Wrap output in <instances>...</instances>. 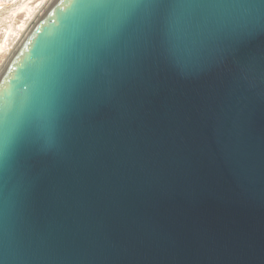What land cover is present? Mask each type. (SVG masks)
Masks as SVG:
<instances>
[{"label":"water","instance_id":"1","mask_svg":"<svg viewBox=\"0 0 264 264\" xmlns=\"http://www.w3.org/2000/svg\"><path fill=\"white\" fill-rule=\"evenodd\" d=\"M51 0L0 68V264H264V0Z\"/></svg>","mask_w":264,"mask_h":264},{"label":"rangeland","instance_id":"2","mask_svg":"<svg viewBox=\"0 0 264 264\" xmlns=\"http://www.w3.org/2000/svg\"><path fill=\"white\" fill-rule=\"evenodd\" d=\"M9 1L8 4L0 7V68L7 60L10 51L17 44V40L23 36V30L29 27L30 22L36 18V14L42 6V0ZM20 28L22 30L18 35ZM18 36H20L19 39ZM12 46L13 48L10 49Z\"/></svg>","mask_w":264,"mask_h":264},{"label":"bare ground","instance_id":"3","mask_svg":"<svg viewBox=\"0 0 264 264\" xmlns=\"http://www.w3.org/2000/svg\"><path fill=\"white\" fill-rule=\"evenodd\" d=\"M28 1H30V0H28ZM51 0H42L41 1V3H42V6H41V9L38 11V13H40L41 11H42V9L43 8H45L46 7V5L50 2ZM10 1L9 0H0V7H2L3 5H6V4H8ZM26 3H28V2H26ZM26 5V4H25ZM22 7H24V5H22ZM36 16H37V14H36ZM32 21H33V19H32ZM31 21V22H32ZM30 22V23H31ZM30 26V25H29ZM23 27V26H22ZM29 27H27L25 30H23V34L22 35H24V33H26V31H27V29H28ZM21 28H20V30H19V32H18V35H19V33L21 32ZM19 37L20 36H18V39H19ZM21 39V38H20ZM20 39L19 40H17L18 42L20 41ZM18 42H17V44H18ZM16 47V45L14 46V48ZM13 48V46L12 47H10V49H12ZM14 48L12 49V51L14 50ZM12 51H10V53L12 52ZM9 53V54H10ZM8 54V55H9Z\"/></svg>","mask_w":264,"mask_h":264},{"label":"snow or ice","instance_id":"4","mask_svg":"<svg viewBox=\"0 0 264 264\" xmlns=\"http://www.w3.org/2000/svg\"><path fill=\"white\" fill-rule=\"evenodd\" d=\"M234 2V0H233ZM175 4H193V3H185V0H173ZM216 3H223V0H201L200 3L196 4H216Z\"/></svg>","mask_w":264,"mask_h":264}]
</instances>
